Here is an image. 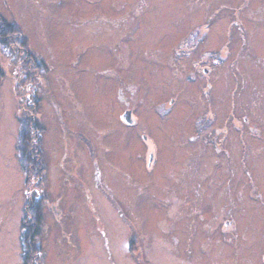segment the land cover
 Masks as SVG:
<instances>
[{"label":"rangeland","instance_id":"rangeland-1","mask_svg":"<svg viewBox=\"0 0 264 264\" xmlns=\"http://www.w3.org/2000/svg\"><path fill=\"white\" fill-rule=\"evenodd\" d=\"M0 13L42 61L0 46V264H21L32 196L35 264H264V0H0ZM28 97L40 178L16 150Z\"/></svg>","mask_w":264,"mask_h":264},{"label":"trees","instance_id":"trees-1","mask_svg":"<svg viewBox=\"0 0 264 264\" xmlns=\"http://www.w3.org/2000/svg\"><path fill=\"white\" fill-rule=\"evenodd\" d=\"M0 45H3L4 48H8L10 47L9 45H11L13 52L16 48L20 49V51L22 50L27 60L26 63L28 64V68L39 69L41 67L42 61L37 60L34 53L29 49L27 37L22 32L20 25L15 19L8 21L0 17ZM30 72L31 71H29V73ZM30 74L26 76V80L29 86L32 87L31 82L33 75L30 76ZM31 106L32 101L31 98H29L28 110L21 108L16 150L20 165L25 174L28 175L27 177L35 173L37 175L39 174L40 178L44 170V163L40 157L39 151L41 125L36 118L38 104L33 107ZM34 140L36 141L35 144ZM36 168H39L40 172L36 171ZM29 199V203L31 202V204L28 203L29 205L26 206L27 208L24 210L21 221V264H35L38 258V248L35 245V241L39 234L41 221L43 219L42 198H40V196L37 198L32 196L29 197Z\"/></svg>","mask_w":264,"mask_h":264},{"label":"water","instance_id":"water-1","mask_svg":"<svg viewBox=\"0 0 264 264\" xmlns=\"http://www.w3.org/2000/svg\"><path fill=\"white\" fill-rule=\"evenodd\" d=\"M121 119L125 121L127 124H131L133 122L131 110L129 109L125 110L121 115Z\"/></svg>","mask_w":264,"mask_h":264},{"label":"flooded vegetation","instance_id":"flooded-vegetation-1","mask_svg":"<svg viewBox=\"0 0 264 264\" xmlns=\"http://www.w3.org/2000/svg\"><path fill=\"white\" fill-rule=\"evenodd\" d=\"M0 17H2V18H4V19H6L1 13H0ZM1 47H2V45H0ZM15 55L18 53V49H15Z\"/></svg>","mask_w":264,"mask_h":264}]
</instances>
